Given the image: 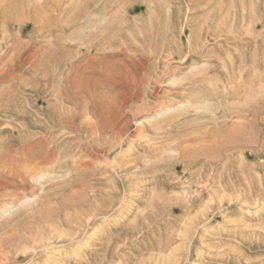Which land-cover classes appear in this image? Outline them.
<instances>
[{
    "label": "rangeland",
    "instance_id": "obj_1",
    "mask_svg": "<svg viewBox=\"0 0 264 264\" xmlns=\"http://www.w3.org/2000/svg\"><path fill=\"white\" fill-rule=\"evenodd\" d=\"M27 1L0 0V264H264V0H31L45 29Z\"/></svg>",
    "mask_w": 264,
    "mask_h": 264
},
{
    "label": "bare ground",
    "instance_id": "obj_2",
    "mask_svg": "<svg viewBox=\"0 0 264 264\" xmlns=\"http://www.w3.org/2000/svg\"><path fill=\"white\" fill-rule=\"evenodd\" d=\"M28 2V5L32 2L31 0H28L27 1ZM44 2V1H43ZM33 3V2H32ZM30 4L29 6H27V8L28 9H26L25 8V11H24V14L21 16V18L23 19V17L25 16V15H28V17H30V18H33L34 19V21H37L38 23H39V25H40V27H42V28H48L49 27V9H47L46 8V5H45V3H42L41 5H39V4ZM2 4V3H1ZM48 4V3H47ZM26 6V5H25ZM45 8V9H44ZM122 13V12H121ZM9 14H11V13H9ZM8 14V15H9ZM16 15L13 13V14H11V17H15ZM8 17V19H9V17L10 16H7ZM11 19V18H10ZM16 22H22L20 19H18V18H16V20H15ZM19 24H21V23H19ZM47 31V30H46ZM46 166V165H45ZM5 169V167H2V169H1V173H3L4 170ZM5 170H7V169H5ZM31 171V170H30ZM17 173V172H16ZM20 173V172H19ZM1 177H2V175H0ZM31 176V175H30ZM1 180V179H0ZM2 181V180H1ZM3 181H6V180H4L3 179ZM2 183V182H1ZM5 183V182H4ZM10 183V182H9ZM23 184V183H22ZM7 186H8V184H6ZM21 185V184H20ZM3 187H5V186H3ZM1 188V187H0ZM3 189V188H2ZM1 190V189H0ZM74 201V200H73ZM73 203V202H72ZM78 202H76V204H77ZM66 204H68V205H70L69 203H66ZM79 204V203H78ZM82 204V203H81ZM72 206H73V208L74 209H78L79 207H77L76 205H73L72 204ZM71 206V207H72ZM82 209V208H81ZM80 209V210H81ZM54 212V211H53ZM56 213V212H55ZM48 214V213H47ZM52 215V214H51ZM93 215V214H92ZM88 215H86V216H84V215H82V221H83V224H82V222L80 221V222H78L77 224L79 225L80 224V226H82V225H84V224H88V222H89V219H90V217L88 218L87 217ZM91 216V215H90ZM43 217H45V214H44V216ZM86 217H87V219H86ZM48 218H50L49 217V214H48ZM45 219V218H44ZM66 219V218H65ZM49 221V220H48ZM75 221V220H74ZM51 223H53V222H51ZM82 224V225H81ZM75 226V225H74ZM51 228V227H50ZM72 237H73V235H72ZM60 240V239H59ZM62 240H64L63 238H62ZM69 240H71V239H69ZM58 241V240H57ZM67 241H68V239H67ZM63 242V241H62ZM44 243V242H43ZM54 243V242H53ZM59 243H61L60 241H59ZM64 243H67L66 241H64ZM52 245V244H51ZM50 245V246H51Z\"/></svg>",
    "mask_w": 264,
    "mask_h": 264
}]
</instances>
